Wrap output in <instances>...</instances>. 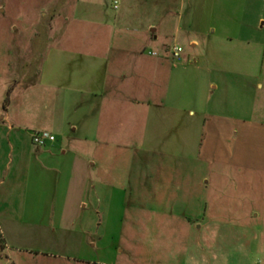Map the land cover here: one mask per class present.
Returning a JSON list of instances; mask_svg holds the SVG:
<instances>
[{
  "label": "crops",
  "instance_id": "0c3cea01",
  "mask_svg": "<svg viewBox=\"0 0 264 264\" xmlns=\"http://www.w3.org/2000/svg\"><path fill=\"white\" fill-rule=\"evenodd\" d=\"M74 4L58 11L50 30L60 33L53 35L37 77L21 66L8 88L6 68L0 83V229L7 249L25 235L32 244L47 245L62 233L64 242L95 246L92 229L76 233L75 218L64 228L72 217L66 211L70 189L78 172L80 178L91 174L104 160L116 159L122 147L140 157L145 179L121 192L100 180L97 198L112 208L97 224L101 233H119L113 220L122 216L114 210L117 202L160 217L162 228L154 230L179 229L196 247V231L213 232L216 218L229 219L232 233H257L251 219L259 212L240 185L247 174L264 175V0ZM171 44L183 47L180 58L172 56ZM38 130L56 140L36 146L32 133ZM195 158L206 173L193 183L189 162ZM218 179L230 187L221 194L228 210L217 208L212 193ZM199 186L206 196H193L195 213L177 211L175 202L188 199L182 194ZM140 199L157 205L128 204ZM4 200L23 204L10 208ZM190 217L191 223L177 220ZM200 218L208 220L198 226ZM172 221L183 227L167 229L164 224ZM207 240L208 246L214 242Z\"/></svg>",
  "mask_w": 264,
  "mask_h": 264
},
{
  "label": "rangeland",
  "instance_id": "374dc122",
  "mask_svg": "<svg viewBox=\"0 0 264 264\" xmlns=\"http://www.w3.org/2000/svg\"><path fill=\"white\" fill-rule=\"evenodd\" d=\"M76 2L77 0H0L1 86L6 68L8 88L15 84L21 66L23 72L27 73L28 76L37 77L36 71L50 48L53 35L60 33L56 27L54 32L50 30L52 23L57 20L58 11L62 7L69 8L71 4L75 5ZM77 8L79 9L78 14H80L81 6H77ZM185 48V53L191 50L187 44ZM3 56L7 58H3ZM6 60L7 65L3 63ZM7 99L9 100V95ZM133 150L130 151L122 147L117 153L116 159L104 160L103 166L91 174L88 172L85 177L81 175L80 178L78 172V183L76 181L72 183L66 205V211L72 217L64 221V228L68 226L67 221L75 218L77 220L76 233L92 229L93 231L88 232V235H93L95 238V246L88 244L80 248L77 243L64 242L63 239L67 234L62 233V235H58L57 240L53 239L47 245L32 244L25 235L26 238L23 236V240L17 245L7 249L6 239L0 229V264H264V175L262 174H247L246 179L242 180L240 185V190L243 191L241 193L253 200L251 204L256 208L255 211L259 212V218L251 219L252 224L257 226V233L247 234L239 228L233 230L232 233L230 227L234 224L230 226L228 224L229 219L216 218L213 219L211 225L213 232L206 229L196 231L198 241L201 244L196 247L195 241H189L186 233H182L183 231L181 232L179 229L173 233L170 231L157 232L154 229H161L160 226L164 220L154 216V214H151L154 217L144 215L142 209H133L124 202H117L114 209L116 214L122 213L121 217L118 215V217L113 218L116 225L121 227L119 233L113 235L114 238H111L109 234L101 233V227H98L97 224L108 219L105 218L104 214L112 208L108 207L109 203L107 205L106 203L101 204L97 198L96 190L100 180L106 181V184L113 183L121 192L123 188L129 191L131 186L145 179L142 160H139L138 155L133 156L131 154ZM161 160L165 159H159L158 162L161 163ZM190 163L192 165L190 172L193 174L190 180L195 183L200 181L202 175L206 173V167L200 159L192 160ZM182 169L183 167L180 168L181 172L178 171L179 175L187 173ZM215 177H222L221 173L220 175L216 174ZM184 178L180 176V179ZM186 188L188 186L185 187V190ZM229 188V186H223L222 179H218L215 187H211L212 193H215L216 196L217 208L220 211L229 209L224 205L230 206V203L225 202L224 204L221 195L223 189L228 190ZM189 194H182V197L191 200L185 199L175 202V205L177 203V206H182L181 208L176 207L177 211L189 209L194 214L197 198L193 196H206L205 193H202L200 186L196 192ZM133 197H135L134 194ZM3 204L15 208V205L21 206L23 202L4 200ZM128 204L131 206L134 204L136 207H142V204L157 205V203H143L141 199L140 201H131ZM162 205L164 206V204ZM99 210L102 211V214L96 213ZM9 213L15 214V210L12 209ZM191 218H178L177 220L190 222L193 220ZM206 220L208 219L200 218L197 225H202ZM177 225L179 223L174 221L170 225L164 224L167 229H172L169 226L175 227ZM180 227L183 226L180 224L176 228ZM219 227L221 228L220 231ZM100 236L102 242L98 241ZM175 237L183 238L182 242ZM207 237L214 240V242L209 241V246ZM159 238L161 240H158ZM25 239L28 240L25 241ZM24 244L27 246L22 247ZM172 252L176 253L173 254Z\"/></svg>",
  "mask_w": 264,
  "mask_h": 264
},
{
  "label": "built area",
  "instance_id": "2783aa9c",
  "mask_svg": "<svg viewBox=\"0 0 264 264\" xmlns=\"http://www.w3.org/2000/svg\"><path fill=\"white\" fill-rule=\"evenodd\" d=\"M183 52L181 45H175L172 50V56L174 58H180ZM56 140V135L48 131H34L32 133V142L38 147H45L49 142Z\"/></svg>",
  "mask_w": 264,
  "mask_h": 264
}]
</instances>
